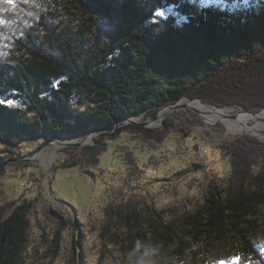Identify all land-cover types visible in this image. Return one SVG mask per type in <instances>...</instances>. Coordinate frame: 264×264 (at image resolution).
Here are the masks:
<instances>
[{
  "label": "trees",
  "instance_id": "trees-1",
  "mask_svg": "<svg viewBox=\"0 0 264 264\" xmlns=\"http://www.w3.org/2000/svg\"><path fill=\"white\" fill-rule=\"evenodd\" d=\"M16 4L13 10L0 0V19L7 22L0 24V145L10 153L17 149L10 160L25 157L17 148L24 141L114 130L118 121L143 114L155 117L162 106L182 99L246 111L264 108V0ZM172 129L166 123L163 135L156 136L152 129L127 125L105 133L114 140L106 150L107 167L97 162L105 151L85 147L102 175L108 203L96 216L98 235L109 238L119 253L132 247L127 242L138 244L141 252L150 253L152 264H199L215 245L241 241L245 230L255 235L264 231V142L244 136L223 143L219 148L228 160L227 176L214 170L205 173L208 182L192 188L199 196L204 192L194 214L180 226L159 216L145 228L140 211L148 198L136 191L146 183L147 167L160 164L151 165V158L160 156L133 143L129 134L161 143ZM176 148L170 150L168 164L180 162ZM197 152L203 155L207 150L199 145ZM147 155L150 161L143 160ZM7 162H0V179ZM35 201L25 198L0 205V264H17L29 241ZM114 214L127 226L126 239L113 229ZM62 231L63 227L53 241L57 248ZM72 246L76 251L82 242L75 239ZM243 246L249 255L248 245ZM84 258L79 251L78 264H86Z\"/></svg>",
  "mask_w": 264,
  "mask_h": 264
},
{
  "label": "rangeland",
  "instance_id": "rangeland-1",
  "mask_svg": "<svg viewBox=\"0 0 264 264\" xmlns=\"http://www.w3.org/2000/svg\"><path fill=\"white\" fill-rule=\"evenodd\" d=\"M159 15L166 16L164 12H160ZM194 100L200 101V99ZM182 101L181 104L187 105ZM202 104L219 108L206 102ZM226 108L234 109L238 113H246L242 107ZM263 111L264 108L252 112L258 115ZM197 112L199 111L188 106V108L170 111L166 119L158 126L154 127L150 124L148 129L156 131L158 133L156 136L163 135L161 131L164 130L166 123L168 127H174L172 132L168 133L167 139L161 143L148 139L139 133L130 132L129 134L133 143H138L139 147L143 146L149 151L153 150L160 156L159 159L153 156L151 161L150 155L143 156V160L150 161L151 165H154L155 161L160 163L157 166L147 167L146 185L142 184L140 189L136 191L138 194L142 192L148 198L144 210L140 211V218L143 220L142 225H145V228H149L152 221L159 216L180 226L190 215L194 214L198 206L202 204L204 192L203 195L199 196L198 192H192V188L201 187L205 182H208L205 173L214 170L215 174L217 173L224 178L227 176L228 160L225 159L219 148L223 143L238 140L244 136L264 142L262 136L249 133H229L223 122L216 121L213 123L210 119L207 122L206 118ZM142 116L144 117L142 120H139L140 117H135L134 120L152 122L154 118L149 114ZM235 118L233 116L231 119L235 120ZM127 125L126 122L121 123L119 129ZM105 133L113 132L101 131L80 136H62L61 138L84 136L85 140L89 137L91 139L89 142L80 140L70 144L59 151L58 158L49 164L46 161L48 159L46 154L47 152L54 153L53 146L55 144L38 152L47 141H24L21 147L17 146V148L25 157L19 159L17 156L14 160L10 159H12V154L17 153V149L13 150L11 154L4 146L0 145V162L8 161L4 165L6 172L0 179V205L17 202L25 198H35L36 200L30 215L29 241L20 254L17 264H78L79 251L84 254V263L86 264L153 263L150 253H143L144 250L141 252L138 244L127 242V245L133 244L132 247H127L124 253H119L118 248H113L114 244L109 238L101 240L98 235L100 221H96V216L106 210L108 203L104 200L105 186L102 185V175L95 168L92 160L86 156L85 147L98 146L105 151L97 162L102 160L103 166L107 167V162L110 159L105 157L106 150L110 145L109 142H114V140L110 139L109 136H104ZM189 134L194 139H190ZM139 139L144 141L141 142ZM169 141H175L177 144L174 143L172 146L166 143ZM79 143H84L85 146H73ZM175 145L178 147L176 148L178 149L176 155L179 156L176 158L180 162L168 164V156L171 155L170 150L175 151ZM199 145L203 150H207V153L198 154ZM30 151H33L32 154ZM205 155H208L206 159L203 157ZM21 159L23 161L19 162ZM68 165H74V167L66 168L69 167ZM188 166L191 169L185 170L183 168L187 169ZM121 169L122 166L116 170L120 171ZM199 174L201 176L197 179L196 176ZM143 185H145L144 189H142ZM111 189V193L115 194V188ZM92 211L94 216L89 215V212L92 213ZM119 213H123V210ZM60 223L63 225L61 226ZM111 223L116 227L113 228L116 232L124 234L122 236L124 239L129 236V232H125L127 226L122 224V219L117 214H114ZM260 223L264 225V220ZM62 227L63 231L58 243L60 248H57L53 241L57 231ZM114 230L113 233H116ZM249 231L248 233L245 230V235L241 234V241L215 245L209 253L200 257L199 264H219L220 260H225L231 264L232 258L235 256L243 258L240 264H264V231L258 235L253 234L252 229ZM75 239L82 242V246L76 251L72 246V241ZM243 243L248 245L249 255L244 252L243 247L245 245L243 246Z\"/></svg>",
  "mask_w": 264,
  "mask_h": 264
},
{
  "label": "bare ground",
  "instance_id": "bare-ground-1",
  "mask_svg": "<svg viewBox=\"0 0 264 264\" xmlns=\"http://www.w3.org/2000/svg\"><path fill=\"white\" fill-rule=\"evenodd\" d=\"M182 103L187 104L191 109L199 111L198 113L202 114L204 118L212 120L213 123L216 121H221L226 126L229 133L233 134H253L256 136L264 137V111L258 115L251 113H238L234 109L225 108H213L207 105L202 104L200 101H189L187 99L183 100ZM170 110L168 108H161L158 112L157 119L150 122L151 126H158L162 123L163 120L169 115ZM235 116V120L231 118ZM144 117H140L139 120H142ZM83 137H71L61 138L54 146V153L47 152L46 159L47 164L52 163L55 159L58 158V152L62 149L68 147L70 144H74L77 141L84 140L90 141L91 137L85 140ZM87 143V142H86Z\"/></svg>",
  "mask_w": 264,
  "mask_h": 264
},
{
  "label": "water",
  "instance_id": "water-1",
  "mask_svg": "<svg viewBox=\"0 0 264 264\" xmlns=\"http://www.w3.org/2000/svg\"><path fill=\"white\" fill-rule=\"evenodd\" d=\"M189 100H190V101H195L194 99H189ZM181 101H182V100H181ZM181 101H179L178 103H176V104H174V105H165V106H162L161 108L166 107V108H169L170 111H175V110H179V109H182V108H188L187 105H183V104H181V103H180ZM200 101H201L202 103H204L201 99H200ZM244 112L253 114L252 111H244ZM197 113H198V112H197ZM198 114H200V113H198ZM200 115H201V114H200ZM156 119H157V114H156V116L153 118V120H156ZM125 122H126L128 125L140 126V127H143V128H148L149 125H150V121H146V122H137V121L134 120V118H127V119H123V120H121V121H118V122H117V125H116V127H115L114 130L106 129V128H100V129H96L95 131L88 132V133H86V134L97 133V132H101V131H105V132H107V131L111 132V131H112V132H114L115 130H118V129H119L121 123H125ZM57 142H58V139H51V140H48L45 144H43V145L40 147V149L38 150V152L41 151L43 148H45V147H47V146H52V145L56 144ZM73 146H74V147H84L85 144H84V143H79V144H75V145H73ZM21 161H23V160H22V159L19 160V162H21Z\"/></svg>",
  "mask_w": 264,
  "mask_h": 264
},
{
  "label": "snow or ice",
  "instance_id": "snow-or-ice-1",
  "mask_svg": "<svg viewBox=\"0 0 264 264\" xmlns=\"http://www.w3.org/2000/svg\"><path fill=\"white\" fill-rule=\"evenodd\" d=\"M3 2L7 5H9L13 10L17 8V4H16V0H3ZM25 2H27V0H25ZM184 19H187L186 17ZM7 22L0 19V24H6ZM3 102L0 101V104H2ZM243 258L240 256H235L232 258V262L231 264H240L241 260ZM219 264H228L227 261L225 260H220Z\"/></svg>",
  "mask_w": 264,
  "mask_h": 264
}]
</instances>
